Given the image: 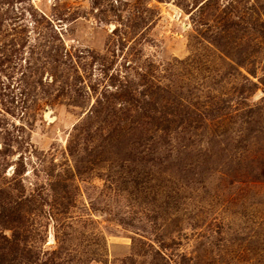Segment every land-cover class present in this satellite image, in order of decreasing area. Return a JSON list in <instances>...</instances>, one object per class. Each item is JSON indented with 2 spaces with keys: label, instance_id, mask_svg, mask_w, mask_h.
I'll return each instance as SVG.
<instances>
[{
  "label": "rangeland",
  "instance_id": "374dc122",
  "mask_svg": "<svg viewBox=\"0 0 264 264\" xmlns=\"http://www.w3.org/2000/svg\"><path fill=\"white\" fill-rule=\"evenodd\" d=\"M0 264H264V0H0Z\"/></svg>",
  "mask_w": 264,
  "mask_h": 264
}]
</instances>
